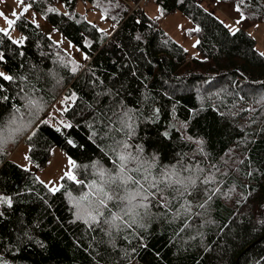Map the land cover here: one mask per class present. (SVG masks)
Listing matches in <instances>:
<instances>
[{
    "label": "trees",
    "instance_id": "1",
    "mask_svg": "<svg viewBox=\"0 0 264 264\" xmlns=\"http://www.w3.org/2000/svg\"><path fill=\"white\" fill-rule=\"evenodd\" d=\"M58 1L64 2L70 16L59 10L47 12L48 7L57 9ZM85 1L112 22L108 35L75 11L77 0L33 3L79 47L81 35L92 42L84 49L90 59L77 63L76 73L71 71L69 54L43 29L27 23L29 16L14 26L23 36L22 43L0 33V51L7 56L0 71L15 78L0 80L4 85L0 95L7 97L0 99V140L5 141L0 152V197L12 198L11 206L0 203L2 264H264V57L258 55L263 51L256 39L242 28L236 36L230 35L219 23L222 20L199 0L183 4L157 0L164 13L179 10L203 29L196 33L202 41L198 53L191 55L144 4L131 7L140 0ZM240 6L251 19H264V0H247ZM72 93L76 104L62 113L61 101ZM29 99L36 104L29 105ZM44 119L50 123H40ZM60 120L78 125L70 131L79 147L67 145L55 131ZM23 124L29 126L17 132ZM21 143L28 145L27 156L38 167L59 145L76 160L77 168L72 169L82 183L65 177L61 191L50 192L34 171L11 159ZM129 154L139 157V162L130 158L126 175L145 188L173 167L178 173L181 168L183 178L199 177L195 198H181L168 189L167 206L153 200L147 209L138 207L126 215V201L118 197L139 185L129 181L116 188L108 181L120 172V156ZM209 174L215 175L209 187L218 186L226 194L234 189V194H218L201 209V181ZM98 185L117 197L106 207L97 203L103 198ZM85 195L87 199H81ZM185 199L191 201V212L181 207ZM138 202L139 198L133 203ZM77 211L82 216L101 211L103 216L100 223L89 226L77 219ZM113 215L122 217L116 226L104 221H111Z\"/></svg>",
    "mask_w": 264,
    "mask_h": 264
},
{
    "label": "snow or ice",
    "instance_id": "2",
    "mask_svg": "<svg viewBox=\"0 0 264 264\" xmlns=\"http://www.w3.org/2000/svg\"><path fill=\"white\" fill-rule=\"evenodd\" d=\"M35 2V0H32V2H29V0H17V3L21 6V11L19 13L13 11L12 15L15 17V19H11L8 18L6 16V14H4L3 12H0V16H3L8 25L9 28L8 29H4V28H0V33H3L5 36H9V31L12 27H14L15 25L18 24V22H20L22 20V18H26V15L29 13V11L32 9L33 7V3ZM177 2L179 4H183L184 0H177ZM223 0H217V3H222ZM247 0H240V2L234 3L233 7L234 10L238 13H240V19H237L235 21V24L239 25L242 24L244 22H246L249 19V16L244 15L241 11V3H246ZM199 7H202V5H198ZM205 12H207V9H203ZM58 11V9H56L55 7H48L47 8V12L49 13H56ZM107 12V10H105ZM160 13L161 15L164 14V9H160ZM63 15L65 16H70L71 13L65 12L63 13ZM105 19H107V15H105L104 17ZM160 17L158 16L157 19H159ZM113 20L116 19V17H112ZM27 23H31L34 24L37 28L40 27L35 14L33 15V18L31 20H27ZM137 23H139V21H137ZM219 23L221 25H223L224 28L228 29L230 35L232 36H236L241 29L239 27H234L233 25H229V24H225L223 21H219ZM93 27H95V25H93ZM183 29V26H180ZM54 31H59V29H54ZM99 31L101 33H104L105 35H108L109 33L105 30V29H99ZM186 33L188 35H191L193 33H200L203 31V29L201 28V26L199 24H196L193 28L191 29H187L185 30ZM249 35H251L249 33ZM26 39V38H25ZM65 39H67L65 37ZM135 39L137 41L141 40L142 37L141 35H136ZM81 40H82V45L80 47V51L83 52V59L84 60H88L90 59V56L88 54L87 51H84V49L86 48H91L92 47V42L89 41L86 37H84L83 35H81ZM15 44H20L22 43L21 40H14L12 41ZM54 43L56 44H60L62 43V41H54ZM168 42L165 41V44H167ZM202 43L201 40H196L195 43L193 44V48L199 46ZM70 47L75 48L76 45L75 44H71L70 43ZM184 52H187L188 49H182ZM259 56L264 57V52H260L258 53ZM7 63V56L6 53L4 51H0V64H5ZM71 71L73 73H76L78 71V68L80 67V65L77 64L76 61H71ZM132 75H135V73L133 72ZM15 78L13 75L11 74H7L3 71H0V80L3 81H8L11 82L13 81ZM101 84H103V81H100ZM93 84L95 85V81H93ZM4 85L0 84V88H3ZM98 95H100L98 93ZM0 99H7L6 96H2L0 95ZM69 101L71 103H69ZM77 101V97L75 93H72L69 96H66L62 99L61 104L62 107L60 109V111L62 113H67L69 111V109L74 106L76 104ZM29 105H33L36 104V102L34 100L29 99L28 101ZM40 110V106L37 105V111ZM130 111V110H129ZM157 112L159 111L158 109L156 110ZM125 115H127V112L125 113ZM31 123V122H29ZM40 123L43 124H49L50 121L47 119L41 120ZM29 126V124H23L20 127H18L16 129L17 132H22L24 131V129H26ZM78 127V125H74L71 121L65 122L63 120L59 121V126L56 127L55 131L57 133H60L61 135L64 136V142L72 147H79L80 145L77 144V142L75 141V139L72 137L71 135V131L74 128ZM129 128H131V125H128ZM35 132L32 133V136H35ZM30 141L32 139L31 136H29L28 138ZM4 144L5 141L0 140V152H2L4 150ZM142 151V149H141ZM132 160H136L139 162V157H131L130 154L128 156L125 155H121L120 156V160H121V164H120V172L117 174V176H110L109 177V181L110 183L116 185V188H120L122 185H127L129 181H132L134 184L139 185L135 191L129 192L124 196H119L118 198L122 201H127V204L125 205L127 211L125 212V214L127 215L128 213H132L133 210L135 208L138 207H142L147 209L149 204L154 200L158 205L161 206H167L168 202H169V198L168 196L165 195L166 190L168 189H173L175 191V193L177 195H179L181 198H185L186 196H193V198H195V194L197 193L198 189H197V179L192 178L191 176L186 177V178H181L179 173L175 171V168L173 167L172 169L167 170L161 177L160 181H156L155 179H153L152 181H150L148 183V187L145 188V186L143 184H140L139 181H135L133 180L132 176L126 175V165L129 162V159ZM25 160L27 161H31V157L25 155L24 157ZM153 159H155V157H153ZM0 163H2V161H0ZM143 163V162H140ZM68 164L72 166L73 169L77 168V162L75 159L72 158L71 155L68 156ZM153 164H148V168L153 167ZM38 167V165H37ZM25 170L26 171H30L31 168L30 166H25ZM139 170V168H137V171ZM218 170V169H217ZM100 175L101 177H103L104 175V170L100 169ZM249 175H251V173H249ZM65 177H67L69 180H73L76 181L77 183H82L81 181L77 180V176L75 175V173L73 171H67L64 173V176H62L60 179L63 180ZM37 180H39V177H36ZM145 181H148V176L144 177ZM117 181H119L120 183H117ZM215 181V175L214 174H209L207 177H205L202 181L201 184L203 185V188L199 190V194L204 196V201L203 203H200L198 206L201 209L206 208V206L209 204V202L213 199L214 196L220 194V195H226V193H223L221 188L216 186V187H209V185H212ZM39 182L41 184H44L45 182L42 180H39ZM49 184L51 185V187H49V191L52 193H56L61 191V187L62 186H57L55 184V182H49ZM93 186H95V181L92 182ZM161 184H163V187H161ZM115 190V189H114ZM234 189H229V191H233ZM100 192L103 193V198L98 199L97 203L100 207H106L107 206V201L112 200L114 197L112 194L108 193V192H104L103 188L99 189ZM139 198V202L138 203H133L134 201H137V199ZM81 199H87V196L85 195L84 197H82ZM76 204L77 209H79V203L76 201H73ZM147 202V203H145ZM0 203H6L8 206L12 205V198L11 197H0ZM182 208H184V210L186 212H191V208H192V204L191 201H188L187 199H185L184 204L181 205ZM0 216H3V213H0ZM77 219H84L86 223H89V226H91V223H100L99 217L103 216V212L101 211H97L96 215H93L91 212H89L87 214V216H82L80 211H77L76 213ZM122 217L119 215H113L112 216V220L111 221H107L105 220V223H110L113 226H116V221L117 220H121ZM135 251V250H133ZM0 264H2V261H0Z\"/></svg>",
    "mask_w": 264,
    "mask_h": 264
},
{
    "label": "rangeland",
    "instance_id": "3",
    "mask_svg": "<svg viewBox=\"0 0 264 264\" xmlns=\"http://www.w3.org/2000/svg\"><path fill=\"white\" fill-rule=\"evenodd\" d=\"M213 1L216 5V8L219 9V13L221 12L220 14H223L230 23L235 24V21L237 19H240L241 14L236 12L233 7L234 3H236L235 1L223 0V2L219 4L217 3V0ZM143 4L151 14L150 16L156 17V19L157 16L160 17V25L172 37V39H174L184 49H188L191 55L198 53L197 47L193 48V44L196 40H198L197 34L193 33L191 35H188L185 31L195 26L193 21L189 19L188 16L184 15L179 10H175L170 13H164L163 15H161L159 2L157 0H149V2ZM54 5L59 11L65 12L68 10L63 1H58ZM31 11L35 13V17L41 29L47 32L55 41H62V43H60L59 45L69 54L72 61L74 60L77 63L86 61L83 59V52L78 50L80 49V47L69 40L58 27L53 25L42 13L39 12L34 5ZM71 11L72 10L70 9V12ZM75 11L84 14L89 20L96 23L100 29H105L108 33L113 30L112 22L108 18L105 19V15L99 9L91 6L88 1L77 0L75 4ZM215 14L218 16V11H216ZM30 18L32 19L33 16H31ZM180 26H183V29ZM237 26L248 31L257 40L258 44L262 48H264V45H262V43L264 44V19H251L249 17L246 22ZM0 27L4 29L9 28V26ZM54 29H59V31H54ZM9 35L14 40L23 41V36L19 29H17L16 27L11 28ZM65 37L67 39H65ZM70 43L75 44L76 47H70ZM59 104L60 103H57V106H59ZM27 151L28 145L26 143H21L11 154V159L24 167L30 166L31 170L34 171L36 175L49 187H51V185L49 184L50 181L55 182V184L59 186L61 181L60 178L64 176V173L70 170L73 171L72 166L68 164V156L70 154L59 145H55L52 148L50 157L43 167H37V165H35L32 161L29 162L25 160L24 157L25 155H27ZM160 180L161 178L158 181Z\"/></svg>",
    "mask_w": 264,
    "mask_h": 264
},
{
    "label": "crops",
    "instance_id": "4",
    "mask_svg": "<svg viewBox=\"0 0 264 264\" xmlns=\"http://www.w3.org/2000/svg\"><path fill=\"white\" fill-rule=\"evenodd\" d=\"M199 1L202 3V5H204L206 8L211 10L214 14L216 13V11H218V16L216 14L215 15L217 17H219L225 24H229V25H233L234 27H238L237 25L230 23L223 14H220L221 12L219 13V9L216 8V5L214 4L213 0H199ZM213 6H214V8H213ZM13 11H15L17 13H19L21 11V6L17 3V0H0V12H3L4 14H6V16L8 18L13 19L14 18V16L12 15ZM34 14L35 13L30 10L29 13L27 14V16L31 17ZM6 22H7L6 19L3 16H0V26H7L8 27L9 25ZM0 28H2V27H0ZM244 28H246V27H244ZM10 31H11V29H10ZM262 45H264V44L262 43ZM257 48L260 51L264 52V48H262L258 44V42H257Z\"/></svg>",
    "mask_w": 264,
    "mask_h": 264
},
{
    "label": "bare ground",
    "instance_id": "5",
    "mask_svg": "<svg viewBox=\"0 0 264 264\" xmlns=\"http://www.w3.org/2000/svg\"><path fill=\"white\" fill-rule=\"evenodd\" d=\"M214 90H215V89H214ZM58 109H59V108H58ZM54 110H55V109H54ZM126 110H127V109H126ZM126 110H125V111H126ZM128 110H129V109H128ZM128 110H127V112H128ZM130 111H131V110H130ZM55 112H56V111H55ZM122 113H123V112H122ZM134 114H136V113H134ZM120 116H121V115H120ZM127 116H128V115H127ZM129 117H130V115H129ZM132 117H133V116H132ZM125 118H126V117H125ZM133 118H134V117H133ZM243 118H244V117H243ZM120 119H121V118H120ZM129 119H130V118H129ZM40 121H41V120H40ZM243 122H244V121H243ZM106 124H107V122L105 123V125H106ZM41 125H42V124H41ZM109 125H110V124H109ZM36 126H37V125H36ZM107 126H108V125H107ZM109 127H110V126H109ZM77 129H78V128H77ZM164 129H165V128H164ZM28 130H29V129H28ZM32 130H33V129H32ZM90 130H91V128H90ZM110 131H111V130H110ZM161 131H162V130H161ZM89 132H90V131H89ZM125 132H126V131H125ZM94 133H95V132H94ZM118 133H119V132H118ZM91 134H93V133L91 132ZM113 134H116V133H113ZM113 134H112V135H113ZM125 134H126V133H125ZM23 135H24V134H23ZM28 136H29V135H28ZM109 136H110V135H109ZM120 136H121V135H120ZM20 137H21V136H20ZM121 137H122V136H121ZM26 138H27V137H26ZM119 138H120V137H119ZM114 142H115V141H114ZM120 142H121V141H120ZM111 144H112V143H111ZM113 144H114V143H113ZM113 144H112V145H113ZM115 144H116V143H115ZM115 144H114V146H115ZM198 145H199V144H198ZM97 146H98V145H97ZM199 146H200V145H199ZM119 147H120V146H119ZM200 147H201V146H200ZM109 148H110V147H109ZM111 148H113V147H111ZM195 148H196V147H195ZM201 148H202V147H201ZM101 149H102V148H101ZM115 149H116V148H115ZM115 149H112V150H115ZM103 151H104V149H103ZM107 151H108V150H107ZM98 152H99V150H98ZM100 152H101V151H100ZM105 152H106V151H105ZM107 153H108V152H107ZM115 153H116V152H115ZM101 154H102V152H101ZM116 154H117V153H116ZM93 156H94V155H93ZM99 156H100V155H99ZM99 156H98V157H99ZM202 156H204V155H202ZM112 157H113V156H112ZM112 157H111V158H112ZM89 158H90V157H89ZM104 158H105V157H104ZM200 158H202V157L200 156ZM86 159H87V158H86ZM93 159H94V158H93ZM95 159H96V158H95ZM106 159H108V158H106ZM206 160H207V159H206ZM87 161H88V160H87ZM97 161H98V160H97ZM93 162H94V161H93ZM208 162H209V161H208ZM208 162H207V163H208ZM213 162H214V161H213ZM87 163H88V162H87ZM91 163H92V162H90V164H91ZM94 163L96 164V162H94ZM106 163H107V162H106ZM106 163H105V164H106ZM216 163H217V162H216ZM208 164H210V163H208ZM96 165H97V164H96ZM100 165H101V164H100ZM100 165H99V166H100ZM180 165H182V164H180ZM210 165H211V164H210ZM91 166H92V164H91ZM97 166H98V165H97ZM219 166H220V163H219ZM92 167H93V166H92ZM181 167H182V166H181ZM131 168L133 169V166H132ZM131 168H130V169H131ZM132 169H131V170H132ZM180 169H181V168H179V170H178V171H179V174H180ZM184 169H185V168H183L181 171H185ZM118 171H119V169H118ZM132 171H133V170H132ZM132 171H131V172H132ZM115 172H116V171H115ZM131 172H129V173H131ZM133 172H134V171H133ZM235 172H236V171H235ZM118 173H119V172H118ZM182 173H183V172H182ZM182 173H181L180 175H183ZM226 173H227V172H226ZM116 174H117V172H116ZM127 174H128V173H127ZM114 175H115V174H114ZM184 175H185V174H184ZM224 175H225V174H224ZM185 176H187V175H185ZM180 177L183 178V176H180ZM193 177L197 178L195 175H193ZM184 178H185V177H184ZM195 178H194V179H195ZM198 178H199V177H198ZM198 178H197V179H198ZM220 178H221V177H220ZM86 180H88V179H86ZM89 180H92V179H90V177H89ZM104 180H106V179H104ZM217 180H219V179H217ZM197 181H198V180H197ZM89 182H90V181H89ZM89 182H87V183L89 184ZM91 182H93V180H92ZM99 182H100V181H99ZM108 182H110V181H108ZM117 182H118V181H117ZM96 183H98V182H96ZM102 184H104V181H103ZM107 184H108V183H107ZM109 184H110V183H109ZM112 185H114V184H112ZM103 186H105V185H103ZM107 186H108V185H107ZM114 186H115V185H114ZM219 186H220V185H219ZM99 187H101V185H100V186H99V185L97 186V188H98L97 190H99ZM101 188H102V187H101ZM109 188H110V187H109ZM111 190H112V189H111ZM104 191H105V190H104ZM109 192H113V191H110V189H109ZM230 192H231V191H230ZM230 192H229V193H230ZM229 193H228V194H229ZM228 194H226V195H228ZM233 194H234V191H233ZM232 196L234 197V195H232ZM233 197H232V198H233ZM232 198H231V199H232ZM66 199L68 200V198H66ZM67 200H66V201H67ZM229 200H230V199H229ZM68 201H70V200H68ZM68 201H67V202H68ZM57 202H58V201H57ZM116 202H117V201H116ZM119 202H121V201H119ZM125 203L127 204V201H126ZM54 204H55V202H54ZM73 204H74V203H71L72 206H73ZM118 204H119L118 206H120V203H118ZM121 204H123V203H121ZM68 205H69V207H67V208H70V207H71L70 204H68ZM124 205H125V204H124ZM214 206H215V205H214ZM65 208H66V207H65ZM124 208H125V207H124ZM117 209H118V208H117ZM117 209H116V210H117ZM122 209H123V207H122ZM125 209H126V208H125ZM113 210H114V209H113ZM108 212H109V211H108ZM121 212H123V211H121ZM123 215H124V214H123ZM207 215H208V214H207ZM104 216H105V215H104ZM104 221H105V220H104ZM108 221H109V220H108ZM105 225H106V224H105ZM108 225H109V224H108ZM102 226H104V224H102ZM104 227H105V226H104ZM107 227H109V226H107ZM105 228H106V227H105ZM105 228H104V229H105ZM116 228H117V227H116ZM101 229H103V228H101ZM112 229H114V227H113ZM232 229H233V228H232ZM106 231H109L108 228H107ZM114 231H115V230H114ZM110 232H111V231H110ZM115 232H116V231H115ZM233 232H234V231H233ZM254 232H255V231H254ZM103 233H104V232H103ZM111 233H112V232H111ZM226 233H227V231H226ZM108 234H110V233H108ZM235 234H236V233H235ZM105 235H106V234H105ZM115 236H116V235H115ZM119 236H120V235H119ZM106 237H107V236H106ZM106 237H105V238H106ZM108 239H109V238H108ZM110 239H111V238H110ZM110 239L108 240L109 242H110ZM113 239H114V237H113ZM116 239H118L117 236H116ZM120 239H121V238H120ZM118 240H119V239H118ZM121 240H122V239H121ZM114 241H115V240H114ZM117 242H118V241H117ZM254 244H255V243H254ZM115 246H116V245H115ZM248 246H249V245H248ZM111 247H112V246H111ZM117 247H118V246H116V248H117ZM109 248H110V247H109ZM248 248H249V247H248ZM248 248H247V249H248ZM117 250H118V249H116V251H117ZM123 250H124V249H123ZM120 251H121V250H120ZM108 254H110V253H108ZM113 254H114V253H113ZM113 254H111V255H113ZM115 254H116V252H115ZM117 254H118V252H117ZM119 254H120V253H119ZM108 257H109V256H108ZM110 257H113V256H110ZM238 263H239V261H238Z\"/></svg>",
    "mask_w": 264,
    "mask_h": 264
},
{
    "label": "built area",
    "instance_id": "6",
    "mask_svg": "<svg viewBox=\"0 0 264 264\" xmlns=\"http://www.w3.org/2000/svg\"><path fill=\"white\" fill-rule=\"evenodd\" d=\"M149 0H143L144 3H147ZM138 4H136L135 6H133V8H136Z\"/></svg>",
    "mask_w": 264,
    "mask_h": 264
},
{
    "label": "water",
    "instance_id": "7",
    "mask_svg": "<svg viewBox=\"0 0 264 264\" xmlns=\"http://www.w3.org/2000/svg\"><path fill=\"white\" fill-rule=\"evenodd\" d=\"M260 238H258L256 241H258ZM254 243V242H253ZM250 245H252V244H250Z\"/></svg>",
    "mask_w": 264,
    "mask_h": 264
}]
</instances>
